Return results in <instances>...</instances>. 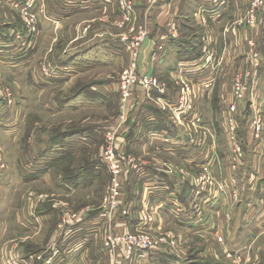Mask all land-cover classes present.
<instances>
[{
    "label": "rangeland",
    "instance_id": "1",
    "mask_svg": "<svg viewBox=\"0 0 264 264\" xmlns=\"http://www.w3.org/2000/svg\"><path fill=\"white\" fill-rule=\"evenodd\" d=\"M20 1L0 0V264L80 260L91 216L89 264H131L112 242L142 232L173 264H264V0Z\"/></svg>",
    "mask_w": 264,
    "mask_h": 264
},
{
    "label": "crops",
    "instance_id": "2",
    "mask_svg": "<svg viewBox=\"0 0 264 264\" xmlns=\"http://www.w3.org/2000/svg\"><path fill=\"white\" fill-rule=\"evenodd\" d=\"M5 1H8V0H5ZM113 5H114V7L117 5L116 4V0L115 1L114 0H95V1L94 0H71V5L69 6L68 10H66V12L63 11V10L59 11V12H57V15L58 14H69V12L73 13V12H76V11H81V13L82 12L89 13L90 11H88V10L93 9L94 7L95 8H101V10H100L101 12L100 13H105V8L108 7V6L111 8V7H113ZM105 14L108 15V16H111L110 13H109V10H106ZM170 15L174 18L175 14L170 13ZM9 16H11V15H9ZM155 27L156 26L153 27L152 35L147 40V42L145 43V45L143 47V52H146L145 55L147 54V51L150 50L154 46L155 40H157L158 34H157V30H156ZM159 27L161 28L162 26H159ZM0 28H2V29H0V31H2L3 34L8 33V32H10V33L12 32V30H11L12 28H9V26H5V25L2 24V25H0ZM168 46L169 47L167 49L171 50L172 44L171 45L168 44ZM113 48H118V49L120 48L121 49L122 46L117 43V44H115L113 46ZM2 52L3 51H0V54H2ZM5 55H7V53H5ZM3 58H5V57L3 56ZM13 58H15V57H13ZM21 59H20V61H21ZM71 61H72V59H71ZM18 62L19 61H13L12 65L17 64ZM176 62L179 63V60H177ZM62 63H63V65L66 64V62H62ZM14 66H16V65H14ZM154 143H155V141H154ZM62 146H63V149H64V151L62 153L68 152V148H67L68 145L66 146V144H63ZM59 147H61V146H59ZM166 147H168V146H166ZM58 148H57L56 151H58ZM175 150H177V149H175ZM150 188H152V187H149V190H150ZM153 189H156V188L155 187L152 188L151 191ZM151 199H152V202H154V200L156 201L157 200L156 195L153 194ZM165 208H168V207H165ZM169 209L171 211H176V208L175 207L173 208V206L171 208H169ZM51 212L48 210V212L45 213V214H49L50 217H51V215H52ZM102 221L100 222V220L98 218H94V217L91 216V219L88 220L87 223L82 224V225H84V227L82 225H81L82 228H79L80 226L79 227H75L74 228L75 232L71 236L67 237L66 240L69 241V240L76 239V238L82 236L83 239L81 241L82 242L86 241V242H84V245L86 246L85 252H84V257L80 259L81 261L78 260L76 258V256H75V251H71V246H70L71 244L69 243L66 246V247H69V251L64 250V252H60V255H59L60 262L59 263H63V264H80V262H81L82 264H86L89 261H92L93 259H90V258L88 260V257L90 256L89 255V250H90V248L92 246V242L91 241H93L97 237V233L99 232L98 228L100 226H102V224H104V222H105V221H103V222ZM50 222H51V220H50ZM52 224H53V222H52ZM66 240H64V241L67 242ZM76 241H77V239L74 240L73 242H76ZM60 242H61V238L54 243L57 248L60 246L59 245ZM160 255H163V253L148 252V253L143 254V255H140V254L137 253L133 257L134 260L131 261V264H161L160 263V259H161ZM168 256L171 258V257H175L176 255L171 254V255H168ZM78 258H79V254H78ZM70 259H72V261ZM124 262L126 264H128L129 261H124ZM168 262L169 261H166L165 264H173L172 262H169V263ZM178 264H187V263L182 261V259H180V261H178Z\"/></svg>",
    "mask_w": 264,
    "mask_h": 264
},
{
    "label": "built area",
    "instance_id": "3",
    "mask_svg": "<svg viewBox=\"0 0 264 264\" xmlns=\"http://www.w3.org/2000/svg\"><path fill=\"white\" fill-rule=\"evenodd\" d=\"M26 1L25 2L20 1V5H17L19 7L23 6V10H24L23 12H27L26 10L32 8V6H33L32 0H31L32 2L30 4L26 3ZM26 22L28 24L27 27L29 28V31L32 30L30 27L31 21L29 20L28 17L26 18ZM35 30L36 29H33L32 31H35ZM21 39H22V42H26V40H27V38H23L22 35H21ZM18 41H19V39H18ZM135 76L136 75H135L134 67L126 70L125 74L122 77V81H121V84H122L121 89L123 92H126V90L129 89V87L135 82ZM142 83L144 86L151 88L152 86L156 85V79H153L150 76H146L143 78ZM129 93H130V91H129ZM113 172L115 173V175H118L120 173V166L118 164L114 165ZM117 185L119 186L118 181H116V186ZM114 198H115V196H112V199L111 198L110 199L112 201L116 202L114 200ZM173 201H175V200H173ZM177 209L180 210L178 207V204L176 203V211H177ZM101 215L103 217H105L103 212ZM74 223L75 222H71L70 224H74ZM115 243H119V244L122 243L124 253L128 259H132V257H134L137 253L140 255H143V254H146L148 252H158V253H164V254L171 255L168 248L164 247V245H163L164 243L160 242L157 238H155L151 235H148V233L145 234L144 232H142V234H135V233H130V234H126V235L121 234L120 237L118 238V240L112 242V245L115 246L114 245ZM106 245L107 246L110 245V242L108 239H107ZM42 257L43 258L46 257L45 262L47 264H55L54 257L51 256L50 253L48 255L39 256L38 259H41Z\"/></svg>",
    "mask_w": 264,
    "mask_h": 264
},
{
    "label": "trees",
    "instance_id": "4",
    "mask_svg": "<svg viewBox=\"0 0 264 264\" xmlns=\"http://www.w3.org/2000/svg\"><path fill=\"white\" fill-rule=\"evenodd\" d=\"M6 38H9V33H8V35L6 36ZM7 40H9V39H7ZM180 41H182V40H180ZM174 42V41H173ZM172 42V43H173ZM194 48V47H193ZM183 52H179V54H180V59H179V61L181 62V63H186V61H185V59L188 57V58H192V57H194V58H199V57H201L202 56V50L199 48V46H196V51H195V53H192L191 52V50H192V48H189L188 46H185V48H183V49H181ZM183 53V54H182ZM184 55V56H183ZM185 56H187L186 58H184ZM193 58V59H194ZM166 120H168L167 119V117H166ZM164 121H165V119L163 118V120H162V123H161V125H160V127H159V129L160 130H163V129H165V127H166V125H165V123H164ZM164 124V125H163ZM172 132V131H171ZM66 137L67 136H63V138L61 139V140H59L58 142H55V141H50L49 142V146H48V148L49 147H51V146H53L54 144H61V143H63L65 140H66ZM99 174V173H98ZM157 177H159V175H157ZM163 180V179H162ZM187 185H188V183H186ZM164 187V186H163ZM187 188V187H186ZM166 189V188H165ZM53 209H51V208H49V211L51 212ZM169 254H164L163 253V255H160V257H161V259H160V263L161 264H163V263H166V261H168V259H170V257L168 256ZM208 264H214V263H212V262H208Z\"/></svg>",
    "mask_w": 264,
    "mask_h": 264
}]
</instances>
